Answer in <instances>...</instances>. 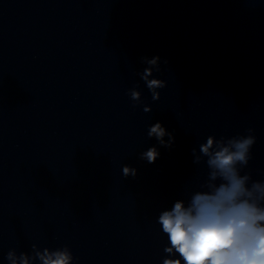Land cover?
Wrapping results in <instances>:
<instances>
[{
  "label": "clouds",
  "instance_id": "1",
  "mask_svg": "<svg viewBox=\"0 0 264 264\" xmlns=\"http://www.w3.org/2000/svg\"><path fill=\"white\" fill-rule=\"evenodd\" d=\"M160 59L141 58L148 66L139 75L153 101L160 99L158 89L167 86V81L152 78L154 71H160ZM128 94L134 107L141 103L137 88L129 89ZM143 111L149 113L152 108L145 105ZM247 133L219 139L210 135L199 145V153L192 149L193 163H206L208 179L187 202L176 200L170 209L160 212L157 222L168 239L162 264H264V181L253 180L247 172L242 174L256 142L254 129L248 128ZM147 136L166 148L175 142L173 133L160 122L149 126ZM139 156L152 164L160 152L151 146ZM122 175L134 178L137 169L123 165ZM6 259L8 264H73L74 256L68 246L40 250L33 244L31 255L10 249Z\"/></svg>",
  "mask_w": 264,
  "mask_h": 264
}]
</instances>
